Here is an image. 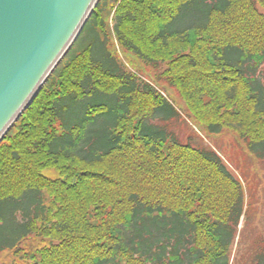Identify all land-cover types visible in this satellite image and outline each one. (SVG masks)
I'll return each instance as SVG.
<instances>
[{"label":"trees","instance_id":"trees-1","mask_svg":"<svg viewBox=\"0 0 264 264\" xmlns=\"http://www.w3.org/2000/svg\"><path fill=\"white\" fill-rule=\"evenodd\" d=\"M105 1L0 141V252L42 236L28 264H230L253 206L183 112L264 160V0H110L182 111L115 56Z\"/></svg>","mask_w":264,"mask_h":264},{"label":"water","instance_id":"water-1","mask_svg":"<svg viewBox=\"0 0 264 264\" xmlns=\"http://www.w3.org/2000/svg\"><path fill=\"white\" fill-rule=\"evenodd\" d=\"M99 0H0V141L72 46Z\"/></svg>","mask_w":264,"mask_h":264},{"label":"rangeland","instance_id":"rangeland-1","mask_svg":"<svg viewBox=\"0 0 264 264\" xmlns=\"http://www.w3.org/2000/svg\"><path fill=\"white\" fill-rule=\"evenodd\" d=\"M114 7L110 0L105 1L106 29L110 33L111 49L115 56L119 58L128 71L154 84L176 107L180 108L181 111L184 110V102L176 91L156 81L155 72L151 67L119 46L111 33ZM183 116L188 127L193 129L202 142L218 153L227 168L241 181L245 191H248L246 200L251 203L253 209L249 214V219L246 217L240 219L239 235L232 246L230 264H250L254 244L259 242V239L264 238V160L258 159L248 152L233 130L225 129L219 134H212L203 125L197 124L186 117L184 112ZM197 140L199 139L197 138ZM42 175L50 179L61 177L55 168L43 169ZM51 241L50 237L30 236L22 240L17 246L1 251L0 264H28L30 259L29 256L27 258V254L29 255L42 247H48Z\"/></svg>","mask_w":264,"mask_h":264}]
</instances>
